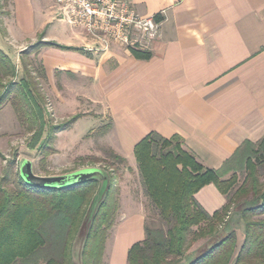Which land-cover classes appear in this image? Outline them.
<instances>
[{"label":"crops","instance_id":"crops-1","mask_svg":"<svg viewBox=\"0 0 264 264\" xmlns=\"http://www.w3.org/2000/svg\"><path fill=\"white\" fill-rule=\"evenodd\" d=\"M132 1L138 14L162 21L149 50L117 44L84 50L94 41L60 17L55 0H8L0 49L16 63L27 48L44 43L31 55L58 86L56 110L80 114L64 131L89 117L105 125L108 116L100 139L134 163L133 171L136 145L153 132L180 136L183 149L205 167H224L245 141L264 137V0ZM121 189L107 264H127L129 249L146 238L143 202L129 186ZM195 198L210 214L227 201L213 183ZM232 228L243 237L242 219Z\"/></svg>","mask_w":264,"mask_h":264},{"label":"trees","instance_id":"trees-1","mask_svg":"<svg viewBox=\"0 0 264 264\" xmlns=\"http://www.w3.org/2000/svg\"><path fill=\"white\" fill-rule=\"evenodd\" d=\"M7 2L0 0V16ZM42 45L27 48L21 59L37 53ZM15 69L0 49V72L12 77ZM40 69L46 78L42 63ZM1 78L0 86L6 89L0 105L14 92L19 122L33 136L31 148L49 154L57 134L70 128L80 114L51 124L46 119L44 97L26 67L19 81L10 80L5 85ZM107 152L118 163H127L112 149ZM249 152L245 180L236 187V172L229 178L223 176ZM135 156L146 193L169 227H146V238L129 249L127 264H264V180L258 171L259 167L264 169V137L257 143L245 141L220 169L205 167L184 150L180 136L168 139L155 132L136 145ZM15 164L16 160H11L9 170L0 176V264H37L42 257L46 264H75L73 246L80 235V264H107L108 232L114 224L112 215L120 206L114 174L97 171L66 187H45L27 183ZM11 179L13 188L8 187ZM211 183L227 200L212 214L195 198ZM233 210L245 226L244 241L236 254L237 231L232 223L228 231L226 228ZM197 241L201 243L191 253Z\"/></svg>","mask_w":264,"mask_h":264},{"label":"rangeland","instance_id":"rangeland-1","mask_svg":"<svg viewBox=\"0 0 264 264\" xmlns=\"http://www.w3.org/2000/svg\"><path fill=\"white\" fill-rule=\"evenodd\" d=\"M22 58V57H21ZM15 75L7 76L5 73L0 72L2 77V83L7 85L10 80L19 81L25 75V67L30 71V75L36 84V89L39 90L44 97L43 107L46 113V119L51 124H59L69 119L70 115L60 114L56 108V100L59 99L55 86L48 78H44L41 73V61L37 55H29L24 59H19L15 62ZM4 86V85H3ZM6 88L0 86V96L4 93ZM16 95L14 92L8 95L5 101L0 105V176L5 174V171L9 170V162L16 160L15 168L18 167L21 170V165L28 161L31 163L32 171L38 176H61L71 173H75L85 169H97L100 172L113 173L119 184V209L116 214L112 215L114 224L108 232V239H111L113 227L116 223L117 214L121 208V186H129V191L135 193V196L143 202L146 211V227L150 229L165 228L169 226L159 216V211L154 207L146 193L143 178L139 171L137 162L136 170L133 171L131 166L134 163L129 162L125 164L118 163L108 152L107 147L101 141L100 137L105 133L106 124L109 122L108 116L103 120L105 122L101 124L96 122V118L85 119L79 121L71 130L60 131L59 140L56 139L52 144L49 154L43 153L38 147L31 148L32 133L27 132L24 127L21 126L17 112L14 107V101ZM95 122V123H94ZM58 133V134H59ZM58 138V135H57ZM57 145L59 149H57ZM161 146V144H160ZM160 146L155 149L156 153L159 152ZM164 148V147H163ZM168 148H165L167 150ZM185 150V149H184ZM250 155V152L245 154L242 161L233 163L231 170L223 176V178H229L234 172L237 175V185H241L246 177V158ZM254 156V154L252 153ZM260 179L264 180V169L259 167ZM13 179L8 184L9 188H13ZM215 185V184H214ZM240 220V216L237 210H233V213L228 219L229 223L227 229L232 224ZM233 227V225L231 226ZM82 236H78L73 246L75 264H80V249H81ZM244 241L243 237L238 238L236 252L240 249ZM201 241H197L191 247L190 252L193 253L195 247H197ZM107 247V244H106ZM37 264H46L44 257L39 259Z\"/></svg>","mask_w":264,"mask_h":264},{"label":"built area","instance_id":"built-area-1","mask_svg":"<svg viewBox=\"0 0 264 264\" xmlns=\"http://www.w3.org/2000/svg\"><path fill=\"white\" fill-rule=\"evenodd\" d=\"M60 17L94 41L89 52L108 50L113 44L149 50L159 36L162 21L140 15L132 0H55Z\"/></svg>","mask_w":264,"mask_h":264},{"label":"water","instance_id":"water-1","mask_svg":"<svg viewBox=\"0 0 264 264\" xmlns=\"http://www.w3.org/2000/svg\"><path fill=\"white\" fill-rule=\"evenodd\" d=\"M97 171L99 170L85 169L67 175L44 177L33 173L30 162L25 161L21 165V175L27 183L45 187H66L97 173Z\"/></svg>","mask_w":264,"mask_h":264}]
</instances>
